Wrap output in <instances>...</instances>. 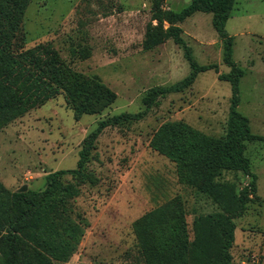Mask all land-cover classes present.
Returning a JSON list of instances; mask_svg holds the SVG:
<instances>
[{
    "label": "rangeland",
    "instance_id": "rangeland-1",
    "mask_svg": "<svg viewBox=\"0 0 264 264\" xmlns=\"http://www.w3.org/2000/svg\"><path fill=\"white\" fill-rule=\"evenodd\" d=\"M190 1H30L19 32L21 45L26 49L50 42L75 70L97 76L116 98L102 112L76 118L60 92L0 128V217L14 213L10 195L23 185L24 192L41 191L48 173L75 168L81 142L99 120L144 109L142 98L151 87L174 84L189 74L181 44L167 38L144 49L142 41L147 27L158 23L154 17L159 11H179ZM211 20V13L195 12L176 24L196 62L215 68L198 73L180 92L158 95L143 118L108 126L96 138L78 193L61 199L50 214L55 227L75 244L66 261L53 264H143L133 229L143 214L177 198L192 240L195 217L220 210L207 195L183 183L176 164L150 145L154 131L167 121H182L208 136L225 135L231 86L220 75L230 66L223 61V40ZM225 29L232 37V58L244 71L237 110L248 117L255 135L244 154L256 175L246 210L235 219L230 252L233 264H264V0H235ZM71 46L86 47L88 55L71 54ZM250 179L235 171L220 177L238 188ZM62 180L77 185L71 175ZM4 233L0 228V236ZM4 260L0 247V264Z\"/></svg>",
    "mask_w": 264,
    "mask_h": 264
},
{
    "label": "trees",
    "instance_id": "trees-1",
    "mask_svg": "<svg viewBox=\"0 0 264 264\" xmlns=\"http://www.w3.org/2000/svg\"><path fill=\"white\" fill-rule=\"evenodd\" d=\"M31 0H0V128L27 110L62 92L74 116L98 114L116 98V94L97 76L75 70L50 42L24 48L19 39L24 12ZM235 0H191L179 11L158 12L156 25H149L142 41L149 49L167 38L183 46L190 65L189 74L168 86L151 87L143 96L144 109L136 113L121 112L98 121L82 140L75 168L60 169L46 176L41 191L15 192L10 206L15 211L0 228V247L5 252L3 264H53L66 261L75 244L57 229L50 218L56 204L78 193L86 179L84 164L102 130L125 120L143 118L158 95L180 92L189 87L197 74L212 65H200L180 37L176 24L195 12L212 14V26L223 40V61L230 66L221 78L231 86L226 132L223 137L203 134L182 121L162 123L152 134L150 145L176 164L178 178L207 195L219 211L202 214L193 221L191 240L182 203L172 198L146 212L133 223L143 264H233L230 252L234 241L235 219L246 210L255 191L256 175L245 156L246 142L255 138L249 119L237 110L239 81L244 71L232 58V37L225 23ZM168 23L163 28L162 22ZM80 58L88 55L84 46L70 48ZM225 171L241 172L251 179L238 188L235 182L220 180ZM71 175L77 185L62 180ZM79 183V184H78ZM7 208V206H6Z\"/></svg>",
    "mask_w": 264,
    "mask_h": 264
},
{
    "label": "crops",
    "instance_id": "crops-1",
    "mask_svg": "<svg viewBox=\"0 0 264 264\" xmlns=\"http://www.w3.org/2000/svg\"><path fill=\"white\" fill-rule=\"evenodd\" d=\"M243 216V215H242ZM241 217V216H240ZM260 259H262V261H263V263H264V246H263V251H262V258H260ZM256 260V259H255ZM256 262H258V261H256Z\"/></svg>",
    "mask_w": 264,
    "mask_h": 264
},
{
    "label": "water",
    "instance_id": "water-1",
    "mask_svg": "<svg viewBox=\"0 0 264 264\" xmlns=\"http://www.w3.org/2000/svg\"><path fill=\"white\" fill-rule=\"evenodd\" d=\"M26 190V186L25 185H23L21 188H20V192H24Z\"/></svg>",
    "mask_w": 264,
    "mask_h": 264
}]
</instances>
